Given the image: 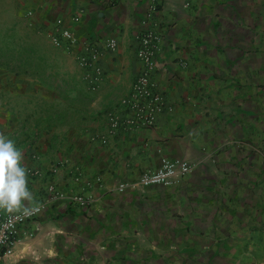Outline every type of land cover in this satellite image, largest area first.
I'll use <instances>...</instances> for the list:
<instances>
[{
    "label": "crops",
    "instance_id": "crops-1",
    "mask_svg": "<svg viewBox=\"0 0 264 264\" xmlns=\"http://www.w3.org/2000/svg\"><path fill=\"white\" fill-rule=\"evenodd\" d=\"M151 3L13 0L30 33L58 57L40 53V73L12 75L9 104L0 102V133L16 142L34 199L46 203L20 226L3 264H33L37 257L99 264L85 241L119 242L118 225L123 242L136 243L146 221L229 220L238 226L243 217L246 232L221 236L222 244L233 245L220 250L222 257L264 264V0H161L150 20L163 35L156 78L173 108L152 128L114 134L107 113L142 70L133 38L145 27ZM59 18L81 40H118L115 51L104 52L105 74L96 89L76 60L81 47L53 44ZM165 157L197 167L177 185L119 191L121 181H137ZM73 195H84L87 204ZM243 238L247 249H234ZM82 249L90 261L78 260Z\"/></svg>",
    "mask_w": 264,
    "mask_h": 264
},
{
    "label": "rangeland",
    "instance_id": "rangeland-1",
    "mask_svg": "<svg viewBox=\"0 0 264 264\" xmlns=\"http://www.w3.org/2000/svg\"><path fill=\"white\" fill-rule=\"evenodd\" d=\"M14 7L13 0H0V77L3 76L2 79H4V82L0 83V99H2L0 102L4 106L9 104V93L12 90L10 86L13 85L10 82L12 75H23L29 72L40 73L44 68L39 62L40 53L45 57H58V53L55 54L47 50V41H44L43 37L30 33L25 20ZM41 46L44 51L39 49ZM181 182L182 180L173 185ZM245 220L243 217V221H239V227L236 226V221L229 220L146 221L147 226L142 229V236H139L136 243L123 242L124 239L120 237L123 235L119 236L121 231H119L118 225L117 228H113V231L119 242H109L106 241L107 237H101L102 239L96 243L97 245L85 241L83 247L88 246L94 249H89L88 253L96 251L95 254L98 257L95 258V261L99 264L103 263L101 258L104 256L106 264H231V254L224 258L220 250H231L233 245H229V243L232 241L228 240L222 244L221 236L230 234L232 229L239 233L246 232L247 221ZM159 224H165L163 232L158 230ZM143 227H139V229ZM206 232L208 238L212 237L213 240H202L200 234L205 237ZM218 236L220 240L214 241ZM132 237L127 236L129 239ZM103 245H106L107 249L111 248L104 250L101 248ZM236 245L234 249L245 250L249 244L247 238H243ZM86 252L85 249H82L81 257L78 260L90 261L85 256ZM32 262L33 264H60L61 259L58 257L48 259L37 257L33 258Z\"/></svg>",
    "mask_w": 264,
    "mask_h": 264
},
{
    "label": "built area",
    "instance_id": "built-area-1",
    "mask_svg": "<svg viewBox=\"0 0 264 264\" xmlns=\"http://www.w3.org/2000/svg\"><path fill=\"white\" fill-rule=\"evenodd\" d=\"M106 1L109 4L115 3V0ZM151 2L152 12L148 19L144 20L145 27L133 38L137 56L142 63V70L135 78L130 92L120 101L119 106L107 113L110 130L114 134L138 128H152L157 124V117L160 114L173 108L156 78L161 66L158 56L163 43V35L154 23H150V20L153 17L152 13L159 9L161 0H151ZM190 4L187 1L186 5ZM64 23L63 18L57 20L51 40L56 46L67 41L71 45L81 47L76 54V60L85 69V79L90 88L96 89L105 74L101 64L104 52L106 49L115 51L118 40L113 36L107 37L103 42L92 38L81 40L73 31L65 27ZM196 167L197 163L194 162L165 157L158 168L143 171L137 181H121L118 189L124 192L128 189H146L153 185L170 186L187 177ZM72 199L84 205L88 202L84 195H73ZM40 204L42 205L40 210L31 215H25L23 212L8 214L0 211V264H3L4 258L13 252L20 226L37 218L45 209L46 203ZM31 206L28 205V207Z\"/></svg>",
    "mask_w": 264,
    "mask_h": 264
},
{
    "label": "clouds",
    "instance_id": "clouds-1",
    "mask_svg": "<svg viewBox=\"0 0 264 264\" xmlns=\"http://www.w3.org/2000/svg\"><path fill=\"white\" fill-rule=\"evenodd\" d=\"M22 161L23 153L16 142L0 133V211L8 214L31 215L42 207L29 188L27 167Z\"/></svg>",
    "mask_w": 264,
    "mask_h": 264
}]
</instances>
